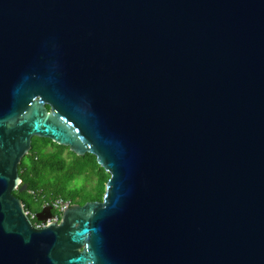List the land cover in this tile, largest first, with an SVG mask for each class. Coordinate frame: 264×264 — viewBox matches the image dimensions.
Segmentation results:
<instances>
[{"label": "water", "instance_id": "95a60500", "mask_svg": "<svg viewBox=\"0 0 264 264\" xmlns=\"http://www.w3.org/2000/svg\"><path fill=\"white\" fill-rule=\"evenodd\" d=\"M33 138L102 200L37 228ZM0 264H264V0H0Z\"/></svg>", "mask_w": 264, "mask_h": 264}, {"label": "trees", "instance_id": "16d2710c", "mask_svg": "<svg viewBox=\"0 0 264 264\" xmlns=\"http://www.w3.org/2000/svg\"><path fill=\"white\" fill-rule=\"evenodd\" d=\"M21 179L19 188L13 195L22 201L24 210L29 214L41 211L56 200L69 202L70 205H83L88 201H101L109 175L101 168L93 155L77 156L67 147L57 145L48 139L33 138L32 148L18 166ZM95 177L92 191L83 190L75 180ZM54 216L60 214L52 210ZM35 225L37 219H32Z\"/></svg>", "mask_w": 264, "mask_h": 264}, {"label": "built area", "instance_id": "2783aa9c", "mask_svg": "<svg viewBox=\"0 0 264 264\" xmlns=\"http://www.w3.org/2000/svg\"><path fill=\"white\" fill-rule=\"evenodd\" d=\"M50 206L52 207V210H55L59 214H61L66 208H68L70 206V203L69 202H64L62 200H56ZM27 215L29 216V218L31 220L36 218V215L35 214H29V213H27ZM58 221H59V217L53 215L51 218L47 219L45 223L49 224L51 222H58ZM42 225L43 224H41L39 222L35 224V226L37 228H40Z\"/></svg>", "mask_w": 264, "mask_h": 264}, {"label": "rangeland", "instance_id": "374dc122", "mask_svg": "<svg viewBox=\"0 0 264 264\" xmlns=\"http://www.w3.org/2000/svg\"><path fill=\"white\" fill-rule=\"evenodd\" d=\"M75 183L78 185L79 188H82L83 190H90V191L93 190L96 184L95 177L93 176H91L89 179H86V180L80 178L79 180H75Z\"/></svg>", "mask_w": 264, "mask_h": 264}]
</instances>
